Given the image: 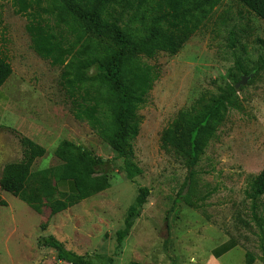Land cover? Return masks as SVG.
Returning <instances> with one entry per match:
<instances>
[{"label":"rangeland","instance_id":"obj_1","mask_svg":"<svg viewBox=\"0 0 264 264\" xmlns=\"http://www.w3.org/2000/svg\"><path fill=\"white\" fill-rule=\"evenodd\" d=\"M27 22L12 0H0V53L14 70L0 88V180L7 163L23 158L21 136L47 150L33 169L59 164L55 149L69 139L112 160L113 170L109 188L55 215L0 186V264H71L38 245L49 235L79 254L113 256L115 264H264V196L256 206L247 197L264 167V20L239 0H222L177 53L144 58L161 75L139 111L133 162L141 173L133 180L108 141L75 119L62 68L37 55ZM243 76L239 101L190 174L183 158L162 148L164 129ZM142 186L150 188L147 202L117 249L116 232ZM230 239L237 246L217 258L214 250Z\"/></svg>","mask_w":264,"mask_h":264},{"label":"trees","instance_id":"obj_2","mask_svg":"<svg viewBox=\"0 0 264 264\" xmlns=\"http://www.w3.org/2000/svg\"><path fill=\"white\" fill-rule=\"evenodd\" d=\"M222 0H12L17 14L27 19L26 30L38 56L62 68L61 79L75 119L86 122L108 141L122 160L127 179L141 169L133 162V143L140 132V109L161 73L144 58L161 51L177 53ZM264 20V0H239ZM47 2V3H46ZM50 3V4H49ZM87 33V35H84ZM264 64V60H263ZM0 53V88L13 74ZM236 86L202 98L181 111L164 129L162 148L183 158L190 174L217 136L229 109L239 101ZM23 158L4 166L0 186L41 213L65 211L111 185L112 160L82 144L63 139L55 149L57 165L33 169L47 150L21 136ZM150 188L142 186L129 206L124 226L116 232L117 249L147 202ZM264 196V167L247 191L253 205ZM186 197L181 193L178 198ZM6 205L5 200L0 201ZM59 260L71 264H115L105 254H79L54 235L41 237ZM233 239L216 248L218 255L236 247ZM249 257V254H248ZM252 258L246 264L252 263ZM130 264H139L131 262Z\"/></svg>","mask_w":264,"mask_h":264},{"label":"crops","instance_id":"obj_3","mask_svg":"<svg viewBox=\"0 0 264 264\" xmlns=\"http://www.w3.org/2000/svg\"><path fill=\"white\" fill-rule=\"evenodd\" d=\"M0 140H1V139H0ZM0 147H1V148H0V156L5 155V153H4L5 150H4V149L2 150V147H4V146H3L2 144H0ZM233 248H234V247H233ZM230 250H232V248L229 249L228 251H226L225 253H221L220 255H218L217 252H216V250H214V252H216V254H214V255H215L217 258H220V257H222L223 255H225L226 253H228ZM217 258H216V259H217ZM218 264H222V263L218 261Z\"/></svg>","mask_w":264,"mask_h":264},{"label":"water","instance_id":"obj_4","mask_svg":"<svg viewBox=\"0 0 264 264\" xmlns=\"http://www.w3.org/2000/svg\"><path fill=\"white\" fill-rule=\"evenodd\" d=\"M247 76H243L242 79L235 85L238 89L241 85L245 84L247 82Z\"/></svg>","mask_w":264,"mask_h":264}]
</instances>
